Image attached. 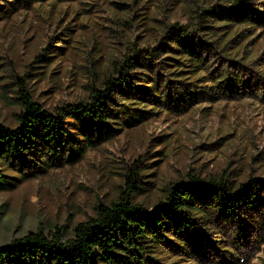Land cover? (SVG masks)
<instances>
[{"label": "rangeland", "instance_id": "374dc122", "mask_svg": "<svg viewBox=\"0 0 264 264\" xmlns=\"http://www.w3.org/2000/svg\"><path fill=\"white\" fill-rule=\"evenodd\" d=\"M243 12L258 21L239 22ZM174 27L207 41L199 72L172 52ZM150 52L153 69L124 66ZM120 72L144 91L114 95L109 141L35 178L0 161L17 179L0 192V245L57 228L72 236L119 198L130 173L134 201L148 210L192 177L264 180V0H0L1 124L18 125L23 85L56 113L89 101ZM259 197L242 222L196 215L201 234L179 232L151 256L159 264H264V189Z\"/></svg>", "mask_w": 264, "mask_h": 264}, {"label": "trees", "instance_id": "16d2710c", "mask_svg": "<svg viewBox=\"0 0 264 264\" xmlns=\"http://www.w3.org/2000/svg\"><path fill=\"white\" fill-rule=\"evenodd\" d=\"M217 16L223 21L231 18L230 13ZM237 20L258 21L249 18L247 12L238 15ZM172 32L175 37L171 40L177 46L172 52L186 58L189 66L196 68L192 69L194 73L203 69L207 41L201 40L196 31L187 33L174 27ZM139 56L134 59L137 61ZM154 56L150 52L142 57L144 63L129 60L124 66L131 69L137 63L153 69ZM125 90L140 92L144 87L136 86L131 75L120 72L118 79L104 83V89L94 87L89 101L67 104L53 113L35 102L21 86L18 125L0 123V161L29 171L23 173L25 179L38 177L51 167L80 162L87 150L113 137L108 125L114 116L113 98ZM71 123L75 131L69 126ZM126 179L127 188L119 198L110 205H100L97 216L78 224L72 236L67 237L61 228L50 235L30 232L0 245V264H159L151 253L165 241L169 243L171 236L182 231L201 234L196 215L242 222L256 208L264 189L260 178L235 186L224 178L202 181L192 177L169 186L165 199L148 210L134 201L135 174H128ZM16 181L0 170V192L15 189Z\"/></svg>", "mask_w": 264, "mask_h": 264}]
</instances>
